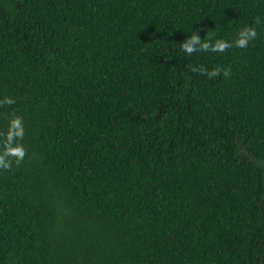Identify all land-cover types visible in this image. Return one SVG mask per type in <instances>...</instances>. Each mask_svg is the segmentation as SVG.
<instances>
[{
  "label": "trees",
  "instance_id": "trees-1",
  "mask_svg": "<svg viewBox=\"0 0 264 264\" xmlns=\"http://www.w3.org/2000/svg\"><path fill=\"white\" fill-rule=\"evenodd\" d=\"M5 97L0 264H264V0H0Z\"/></svg>",
  "mask_w": 264,
  "mask_h": 264
},
{
  "label": "clouds",
  "instance_id": "clouds-1",
  "mask_svg": "<svg viewBox=\"0 0 264 264\" xmlns=\"http://www.w3.org/2000/svg\"><path fill=\"white\" fill-rule=\"evenodd\" d=\"M199 30L194 32L193 35L188 37L181 43V50L187 55H192L198 51L225 53L229 49L235 47L239 49H245L249 46V43L258 37V32L255 27H245L238 32V35L234 41H227L224 39H216L212 41L210 36L201 39ZM192 72H199L202 75H208L210 78L221 74L219 68L208 72L203 67L197 68L191 66ZM230 69L224 71V75H229ZM15 100L11 97H5L0 100V107L4 105H13ZM25 135V129L23 125V118L12 114V117L8 121V127L5 132H0V170H11L13 163L19 166L25 156L26 149L20 142Z\"/></svg>",
  "mask_w": 264,
  "mask_h": 264
}]
</instances>
